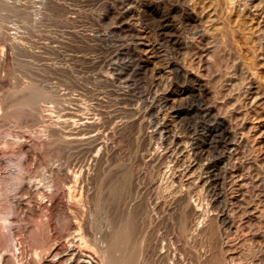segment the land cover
Here are the masks:
<instances>
[{"label": "rangeland", "instance_id": "rangeland-1", "mask_svg": "<svg viewBox=\"0 0 264 264\" xmlns=\"http://www.w3.org/2000/svg\"><path fill=\"white\" fill-rule=\"evenodd\" d=\"M124 172L107 215L153 264H195L183 219H203L205 261L264 264V0H0V257L69 244L74 189L83 231L106 235L98 199Z\"/></svg>", "mask_w": 264, "mask_h": 264}, {"label": "bare ground", "instance_id": "bare-ground-1", "mask_svg": "<svg viewBox=\"0 0 264 264\" xmlns=\"http://www.w3.org/2000/svg\"><path fill=\"white\" fill-rule=\"evenodd\" d=\"M121 16V15H120ZM165 27H169L171 26V23L168 19L165 18ZM177 36V35H176ZM172 37V36H171ZM174 39V38H173ZM177 40V39H176ZM192 80V79H191ZM190 85H192V88L194 87L199 93L200 95L204 96L205 98V102L206 105L208 106V108H210L212 102H213V94L212 92L209 90L208 85L205 83V81L198 79V78H193L192 82H190ZM193 88V89H194ZM24 93V92H23ZM198 93V94H199ZM22 95V94H20ZM24 95V94H23ZM17 96V95H16ZM35 96V95H34ZM22 97V96H21ZM20 97V98H21ZM19 98V97H18ZM23 98V97H22ZM21 98V99H22ZM16 100V99H15ZM36 98L35 97H30V98H26L25 100H22L20 102H18L17 104V109L21 110V109H26V108H30L33 107V105L36 103ZM166 100V99H165ZM36 106V105H35ZM206 106V107H207ZM28 108V109H29ZM12 109V108H11ZM14 109V108H13ZM27 109V110H28ZM190 109V108H189ZM181 110V109H180ZM209 110V109H208ZM10 111V110H9ZM13 111V110H12ZM26 111V110H25ZM24 111V112H25ZM23 112V111H22ZM41 113V111H40ZM68 116V115H67ZM71 117V115H70ZM73 118V117H71ZM71 118L67 117L66 119H64L65 124L69 123L68 125H70V122L72 121ZM74 122V121H73ZM64 124V123H63ZM92 126V125H91ZM223 130V138L225 140H227L229 134H230V128L228 126H225ZM63 135V134H62ZM83 135V132H82ZM78 136V137H72L73 142L76 141L77 143L79 142H83L86 141L87 139L84 136ZM94 135V134H93ZM67 137V136H66ZM96 137V136H95ZM92 138V137H91ZM90 138V139H91ZM89 139V140H90ZM88 140V141H89ZM92 140H95L92 138ZM224 140V141H225ZM91 141V140H90ZM95 142V141H94ZM97 144V143H96ZM26 151L30 153V148L29 147H25ZM25 152V153H27ZM34 152V151H33ZM98 155V154H97ZM123 167V166H122ZM128 168V167H127ZM213 168V167H212ZM126 172V171H125ZM122 173V176H120L119 179H116L115 181H112L111 183H109L108 187H107V192H108V197H104V200L102 199H98V201H100V203H98V206L96 203V206L98 207L99 211H106V215H107V210H109V208H114V205L117 204L123 199L124 194L126 193L127 187H128V181L129 180V174ZM129 173V172H128ZM74 174V173H73ZM132 174V173H130ZM136 174V173H135ZM74 176V175H73ZM116 176V175H115ZM110 181V180H109ZM71 183V182H70ZM68 184V183H67ZM59 187V186H58ZM73 187V186H72ZM91 187V186H90ZM74 188V187H73ZM26 190V189H25ZM75 192H73V201L67 203V202H63L65 203V207H69L72 209V211L70 212V210L68 209V211L70 212V214L67 216V220L68 222H71V229L73 230L72 232H75V237L71 238L69 240V244H65L64 246L61 245H50L47 249V251L45 250V254L43 255V257H41L40 260H37V264H153L149 259H148V255H150L149 253H147V249L145 248L143 241L139 240V238L136 236L135 234V224L133 223V221L130 219V216H124V215H120V219L118 221L119 217L117 218V221H114L115 218L110 219L109 216L107 215L108 218H106V224L107 226L105 227V229L108 227V231H106V235H103L101 237L95 235L92 231V234L89 232V228H85L88 230V232L93 235L90 236L87 232L83 231V224L80 223V216L84 213V207H83V201H82V196L80 193H77L78 191H76L74 189ZM48 192V191H47ZM106 192V193H107ZM82 193V192H81ZM72 194V193H71ZM98 194V193H97ZM164 194V193H163ZM172 194V193H171ZM104 195V194H103ZM102 195V196H103ZM72 196V195H71ZM100 198L101 194L98 195ZM106 196V194H105ZM61 200H64L65 194L63 193L61 196ZM177 197V196H176ZM21 199V198H20ZM66 199V198H65ZM126 199V198H125ZM97 200V198H96ZM102 200V201H101ZM156 200V199H155ZM192 200V199H191ZM123 201V200H122ZM181 202V201H180ZM83 204V205H82ZM120 204V203H119ZM123 204V203H122ZM125 204V203H124ZM178 204V203H177ZM86 205V203H85ZM94 206V205H93ZM36 208V207H35ZM123 208V207H122ZM198 208V207H197ZM62 209V208H61ZM115 209V208H114ZM113 209V211H115ZM186 209V208H185ZM196 209V208H195ZM200 209V208H199ZM199 209H196L194 214L197 216V218L202 217V215L204 214V210L203 212ZM121 210V209H119ZM118 210V211H119ZM33 211V210H32ZM60 211V210H59ZM36 212V211H35ZM57 212V211H56ZM95 212V211H94ZM112 212V211H111ZM172 212V211H171ZM189 212V211H188ZM96 213V212H95ZM108 213V214H109ZM120 213V212H119ZM131 213V212H130ZM87 214V213H86ZM98 214V212H97ZM104 214V216H106ZM117 214V213H116ZM102 214H100L99 216H101ZM152 215V214H151ZM58 216V215H57ZM85 216V215H84ZM103 216V215H102ZM106 216V217H107ZM113 216V215H112ZM195 216V217H196ZM205 216V215H204ZM203 216V218H204ZM62 217V216H61ZM88 217V216H87ZM98 218V216H96ZM184 217V216H183ZM83 219V217H81ZM91 220V217H89ZM96 218V220H97ZM112 218V217H111ZM63 219V218H62ZM99 219V218H98ZM66 220V221H67ZM88 220V219H86ZM94 220V219H93ZM103 220V219H102ZM186 220V219H185ZM200 220V219H199ZM203 219H201L200 221H194V223L191 225L190 228H187L188 226H186L187 223H184V219L183 221L180 222L179 224V231H180V236L182 238L185 237L188 238V240H192V242L194 243L193 247V254L195 256V264H223V261L220 257L217 256L212 260V261H205L203 254L200 252V250L197 248V244L201 243L202 239H204L203 237L207 234L205 230H207L205 228V230L202 229L201 227V221ZM105 221V220H104ZM191 221V222H193ZM91 222V221H90ZM95 222V220L93 221ZM63 223V222H62ZM96 223H98L96 221ZM170 223V222H169ZM46 224V223H45ZM60 224V223H59ZM99 224V223H98ZM104 224V223H103ZM102 224V225H103ZM69 225V224H68ZM97 225V224H95ZM172 225V224H171ZM204 225V224H203ZM212 225V224H211ZM43 226V225H42ZM94 226V225H93ZM100 226V224H99ZM91 227V226H90ZM95 227V226H94ZM96 228V227H95ZM211 228V229H210ZM208 229H210L211 231H213L212 227H210ZM215 228V227H214ZM93 230V229H92ZM95 231L97 229H94ZM171 230V229H170ZM47 231V230H46ZM101 233V232H100ZM103 233V232H102ZM43 234V233H42ZM66 234V233H65ZM64 234V236H65ZM98 234H99V229H98ZM40 235V234H39ZM44 235V234H43ZM208 235V234H207ZM61 234V237H64ZM59 239V238H58ZM179 239V238H178ZM13 240V239H12ZM59 241V240H58ZM68 242V241H67ZM191 242V243H192ZM56 243V242H55ZM180 243V242H179ZM52 244V243H51ZM40 246V245H39ZM43 246V245H42ZM179 247V246H178ZM181 247V246H180ZM203 247V246H202ZM207 247V245H206ZM46 248V247H45ZM42 249V248H40ZM4 250V249H3ZM2 250V251H3ZM37 250V248H36ZM39 251V250H38ZM1 252V251H0ZM149 252V251H148ZM168 254V253H167ZM188 254V253H187ZM192 254V255H193ZM191 255V254H190ZM37 257V256H36ZM167 258L166 256L164 257V259ZM183 259V258H182ZM0 262L3 264H9L10 260L8 257L6 256H1L0 257ZM181 260H176L175 262L171 263V264H181Z\"/></svg>", "mask_w": 264, "mask_h": 264}]
</instances>
